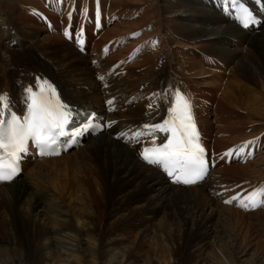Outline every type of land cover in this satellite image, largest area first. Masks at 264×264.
I'll list each match as a JSON object with an SVG mask.
<instances>
[{"label":"bare ground","instance_id":"6f19581e","mask_svg":"<svg viewBox=\"0 0 264 264\" xmlns=\"http://www.w3.org/2000/svg\"><path fill=\"white\" fill-rule=\"evenodd\" d=\"M79 1L110 5L103 36L86 29L83 50L59 32L62 25L71 32L67 23ZM95 1L0 0V118L11 110L21 119L29 90L47 82L72 123L91 111L103 125L97 134L79 130L76 149L39 163L28 157L29 144L20 174L0 184V264H264V209L239 206L253 193L248 183L264 184V147L248 143L264 135V0ZM236 1L261 18L259 27L235 22ZM133 31L136 39L121 47L123 34ZM193 61L228 69L225 84L217 70L207 79L191 77ZM131 88L137 95H128ZM177 92L191 102L210 165L207 177L188 187L141 159L153 137L156 145L169 137L150 136L146 126L168 119ZM244 125L251 133H222ZM137 133H144L139 142ZM240 142L254 148L255 158L232 165L222 150ZM19 229L27 230L29 249Z\"/></svg>","mask_w":264,"mask_h":264},{"label":"snow or ice","instance_id":"6c2138e0","mask_svg":"<svg viewBox=\"0 0 264 264\" xmlns=\"http://www.w3.org/2000/svg\"><path fill=\"white\" fill-rule=\"evenodd\" d=\"M240 12L239 19L245 28L255 23L246 9H241ZM39 88V92L29 90L31 103L22 121L15 115L0 118V182L11 181L19 173V162L23 158L22 154L27 153L30 141L42 155L59 154L54 146L58 138L65 134L69 111L59 102L54 89L47 82L41 83ZM4 104L6 97H0V105ZM3 111L4 108L0 107V113ZM146 128L150 136L157 131H165L171 132V137L162 146L156 145L153 137L151 146L141 151L142 159L148 164L163 168L172 177L174 183L190 185L204 178L208 165L204 148L199 142L192 105L185 95L179 92L175 94L169 109V117L163 124L146 126ZM143 134L137 133L133 139L139 142ZM262 197H264V188L246 197L247 203L241 200L239 206L260 207L264 205ZM231 202V200L226 201V203Z\"/></svg>","mask_w":264,"mask_h":264},{"label":"rangeland","instance_id":"374dc122","mask_svg":"<svg viewBox=\"0 0 264 264\" xmlns=\"http://www.w3.org/2000/svg\"><path fill=\"white\" fill-rule=\"evenodd\" d=\"M80 2V3H79ZM78 2V10L75 8V11H73V13L75 12V14H77V16L75 15V16H71V18L73 19V18H75L74 19V23H75V28H77L78 27V29L80 28V29H82L83 27H85L88 31H90V33H99L101 36H103V31H105V25H103L104 23H103V20H104V17H105V14H106V16H107V14H108V11H110L109 10V8H110V5L108 4V5H106V6H103V8H98V7H96V6H89L88 5V3L84 6L83 4H81L82 3V1H79ZM100 0H98V2L97 1H95V5H99L100 6ZM107 3V2H106ZM66 6H68V3L66 2V5H65V7ZM29 7V6H28ZM87 8V9H85V8ZM31 8H35V9H38V8H36V7H31ZM80 8H82V9H80ZM28 9V8H27ZM88 10V11H87ZM98 10V11H97ZM64 11H65V9H64ZM63 11V13H65ZM84 11H86L87 12V14H86V12H84ZM94 11H97L98 13L100 12L101 13V15H99L97 12H94ZM83 12H84V14H83ZM88 13H89V15H88ZM103 13V14H102ZM79 14V15H78ZM97 14V15H96ZM99 15V16H98ZM95 16V17H94ZM98 16V17H97ZM137 16H141V14H137L136 13V15L133 17V20H136L137 18ZM80 17V18H79ZM82 17H83V20H81L82 19ZM87 19H86V18ZM88 17H90L89 19H88ZM96 17H97V19H96ZM78 18L81 20V22H80V20L78 21ZM86 19V20H85ZM118 19V21H123L122 20V18L121 17H118L117 18ZM91 20V21H90ZM94 21H96V22H94ZM100 21H101V24H100ZM1 22V21H0ZM88 22H90V23H88ZM81 23H84V24H82L81 25ZM88 23V24H87ZM92 23V24H91ZM95 23V24H94ZM97 23V24H96ZM98 23L101 25V27H100V25H98ZM1 24V23H0ZM89 25V26H88ZM95 27V28H94ZM98 27H100V28H98ZM97 28V29H96ZM264 28V27H263ZM2 32H4L3 30V27H1V29H0ZM95 30L97 31V32H95ZM101 30V31H100ZM0 31V32H1ZM94 31V32H93ZM259 31V30H258ZM102 32V33H101ZM135 32H137V31H133V32H128V33H125V34H123L125 37V39L124 40H122V44L120 45L121 47H125L128 43H130V42H133L132 40L134 39H136V33ZM132 34H133V36H132ZM135 34V35H134ZM132 36V37H131ZM121 38V37H120ZM117 39H119V38H116L115 39V42H117L118 40ZM127 40V41H126ZM127 43V44H126ZM5 48H6V50L9 52L10 50H9V47H8V45L7 44H5L4 43V45H3ZM120 46L118 47V48H120ZM117 48V49H118ZM137 48V46H135V48H134V50ZM139 48V47H138ZM91 49V48H90ZM116 49V50H117ZM13 51V50H12ZM91 51V50H90ZM89 51V52H90ZM3 54H5L4 52H3ZM6 55V54H5ZM141 54H139L137 57H139ZM135 56V57H136ZM125 56H123V58H121V59H125V58H127V57H129L128 56V54H127V56L124 58ZM121 59H119V60H121ZM194 62V63H193ZM192 62V64H191V66L193 65V68H194V73H193V75L191 76V77H194V78H199V79H207L209 76L207 75V74H210V75H212V74H214L215 73V71L216 72H219V73H221V75L224 77V80H223V84H225V82H226V78H228V75H229V71H228V69H226V68H224V67H222L221 65H220V69L218 68V66H215V67H210L209 65H205V66H203V64H197L198 62H196V61H193ZM195 64V65H194ZM205 64V63H204ZM199 66V67H198ZM202 66V67H201ZM209 66V67H208ZM2 68H6V67H2ZM6 69H8V67L6 68ZM203 69H206V73H204L205 75H203L202 74V72L201 71H203ZM208 72V73H207ZM202 74V75H201ZM208 87L209 86H207V87H204L203 88V90H205V91H207V92H214V89L213 88H211V87H209L210 88V90H207L208 89ZM91 90H89V92H90ZM126 92H128V93H134L135 92V90H133L132 88L131 89H126ZM215 97L218 99L219 98V93H216L215 94ZM126 104H128V105H126ZM125 104V106H129L130 104H129V102L128 103H126ZM210 104V103H209ZM208 109H209V111H210V109H211V104H210V106H208ZM121 111H125V110H121ZM225 118H226V116H224V118H222L223 120H225ZM241 128H243V129H247V131H246V133H251V129H252V127H249L248 126V128H247V125H244V126H242V127H235V128H233V129H231V131L229 130V131H224V132H222L223 133V135H225V134H229V132H235L236 130H239V129H241ZM221 133V134H222ZM211 141L210 142H213V140H214V138H212V139H210ZM250 140H252L251 142H248V143H251V144H253V145H256L257 143H260L261 144V146H260V149H262L263 147H264V135H260V136H255V137H251V139ZM246 142V141H245ZM241 143V142H240ZM243 143V142H242ZM238 144V143H237ZM237 144L236 143H234V145L232 144L230 147L228 146L227 148H233V147H236L237 146ZM248 147V148H247ZM252 146H250V145H246V146H244V149H241L240 150V153H244L245 151L247 152V154H246V156H245V158H246V160L248 159H251V160H254V158H255V156H253L254 155V152H255V150H254V148H251ZM250 149V150H249ZM252 149V150H251ZM229 150V149H228ZM232 151H234V150H232ZM250 153H251V157L249 156L250 155ZM255 155H256V157H257V155H260V153H259V149L258 148H256V153H255ZM42 160H44V158H38V159H36L35 161H36V163H39V162H41ZM243 163H245V160L242 162V163H240V164H233V165H243ZM255 169L257 170L258 168L257 167H255ZM261 171H264V167L263 168H261ZM24 174L25 173H23V176L22 177H24ZM251 184V186H249V187H252V188H256V189H261V188H263L264 187V184H262V183H248V185H250ZM247 185V186H248ZM259 185V186H258ZM262 185V186H261ZM260 186H261V188H260ZM263 199H264V197H263ZM264 206V205H263ZM262 209H264V208H262ZM247 211H250V210H247ZM27 212V211H26ZM5 216V215H4ZM37 222V224H38V226H44V223L42 222V221H36ZM156 222V221H155ZM155 222L153 223V222H151V223H153V224H155ZM261 224H258V228H261V226H260ZM150 225H148V227L146 228V233L150 236V237H153V235H154V229H151L150 227H149ZM150 228V229H149ZM261 230V229H260ZM18 233H19V237L21 238V240H22V242H23V244L28 248L29 247V237H28V235H27V230H21V229H19V231H18ZM152 235V236H151ZM159 237V239L160 240H162L163 242H167V240L165 239V237L163 236V235H160V236H158ZM162 237H163V239H162ZM23 238V239H22ZM26 238V239H25ZM151 241H148V242H146L145 244L147 245H145V247L147 248V247H150L151 245V243H150ZM29 249V248H28Z\"/></svg>","mask_w":264,"mask_h":264}]
</instances>
